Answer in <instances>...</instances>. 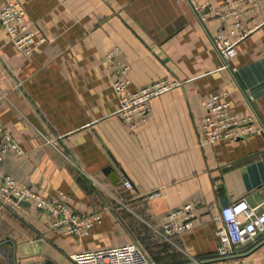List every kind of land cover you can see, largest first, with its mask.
Returning <instances> with one entry per match:
<instances>
[{
	"label": "crops",
	"instance_id": "0c3cea01",
	"mask_svg": "<svg viewBox=\"0 0 264 264\" xmlns=\"http://www.w3.org/2000/svg\"><path fill=\"white\" fill-rule=\"evenodd\" d=\"M15 1L46 42L25 57L0 26V124L23 149L3 155L0 184L6 174L45 199L61 191L71 210L98 214L100 222L85 237L63 235L31 203L18 213L0 202V264H72L74 253L129 242L156 264H264V237L216 257L213 222L241 198L264 211V133L200 142V102L222 90L234 111L253 109L264 124V23L225 62L213 46L216 24L199 22L178 0L0 3ZM195 1L217 8L222 0ZM114 47L128 65L131 89L162 79L180 83L151 101L149 121L135 132L116 115L114 62L102 58ZM156 191V199L147 198ZM190 203L197 213L192 228L162 237L166 215Z\"/></svg>",
	"mask_w": 264,
	"mask_h": 264
},
{
	"label": "built area",
	"instance_id": "2783aa9c",
	"mask_svg": "<svg viewBox=\"0 0 264 264\" xmlns=\"http://www.w3.org/2000/svg\"><path fill=\"white\" fill-rule=\"evenodd\" d=\"M189 5L197 20L201 23L208 20L216 24L213 46L225 62L237 55V44L245 39L256 26L264 23V1L260 0H222L217 8L206 2L198 4L195 0H178ZM258 17L260 22L247 26L245 20ZM25 10L20 2L0 3V26L4 28L8 42L21 55L27 57L33 50L46 42L43 36H36L34 30L24 23ZM119 49L114 47L102 55L104 63L114 62L115 79L111 83L117 103V117L130 132L149 121L151 101L180 83L173 80H158L147 86L130 88L127 75L128 65L117 60ZM223 67H228L224 63ZM202 109L200 142L212 144L223 139L238 140L252 134L264 133V124L258 122L253 109L234 111L225 90L210 95L200 102ZM56 144V139L50 141ZM7 152L19 156L23 153L21 146L13 140L7 129L0 124V161ZM0 202L8 204L18 213L24 212L23 203H31L34 209L45 211L50 216L49 229L63 235L78 238L89 235L90 227L100 222L98 214L79 215L69 207V197L61 191L53 198L45 199L32 188L19 186L8 175L1 176ZM122 186L132 188L129 180L123 179ZM159 193L151 192L148 199H156ZM197 218L196 206L185 204L169 212L159 226L158 232L164 238L174 233H181L192 228V220ZM217 247L215 256L224 258L234 256L244 247L255 244L259 237H264V211L256 212L241 198L222 207L213 217ZM72 264H156L151 261L135 243L106 246L74 253L69 257ZM25 264H43L32 261ZM231 264H242V259L233 258Z\"/></svg>",
	"mask_w": 264,
	"mask_h": 264
},
{
	"label": "water",
	"instance_id": "95a60500",
	"mask_svg": "<svg viewBox=\"0 0 264 264\" xmlns=\"http://www.w3.org/2000/svg\"><path fill=\"white\" fill-rule=\"evenodd\" d=\"M253 105V104H252Z\"/></svg>",
	"mask_w": 264,
	"mask_h": 264
}]
</instances>
